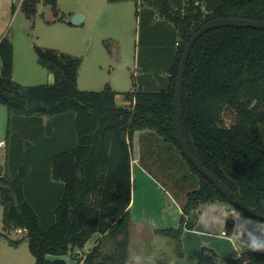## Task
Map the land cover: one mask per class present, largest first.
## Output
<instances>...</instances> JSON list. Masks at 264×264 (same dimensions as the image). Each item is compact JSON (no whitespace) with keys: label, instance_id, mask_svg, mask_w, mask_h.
Instances as JSON below:
<instances>
[{"label":"trees","instance_id":"obj_1","mask_svg":"<svg viewBox=\"0 0 264 264\" xmlns=\"http://www.w3.org/2000/svg\"><path fill=\"white\" fill-rule=\"evenodd\" d=\"M121 1L128 0H108ZM133 1L137 13H142L143 24L141 10L152 9L175 27L177 42L165 73L167 84L157 92L138 88L125 93V97L134 98L131 110L116 106L117 93L109 85L96 92L79 90L81 59L55 50L35 46L39 65L53 75V84L17 83L12 78L13 44L6 36L0 40V103L9 117L7 158L10 127L14 123L15 130L19 129L17 118L75 117V147L55 154L50 165V177L62 185V192L47 221L38 215V206L27 188L31 177L38 174L35 170L10 161L0 177V203L4 208L1 236L7 238L11 230H25L24 238L10 243L16 246L26 240L35 264H66L61 259L66 255H71L75 264H127L131 187L126 139L131 140L136 131L148 133L141 139V145L148 149L141 156L142 165L175 197L185 193L178 228L157 231L173 240L178 256L182 257V233L194 230L204 206L222 202L237 210L184 156L174 124L175 86L185 46L204 24L223 18L264 22V0ZM38 4V0L22 1L27 19L36 16ZM44 5L51 8L54 22H65L59 16L57 0H44ZM104 44L111 52L110 42ZM192 48L182 88L185 143L208 172L246 205L264 214V30L216 28L205 32ZM225 109L236 116L230 128L224 126ZM108 137L122 156L118 168L106 173L102 168L110 161ZM26 145L21 144L15 159L22 156L19 154ZM175 168L181 175L172 172ZM228 228L232 229L231 223ZM96 231L106 234L112 253L102 254V239L85 258H78L76 251L82 250ZM222 262L264 264V253L241 247L236 257Z\"/></svg>","mask_w":264,"mask_h":264},{"label":"crops","instance_id":"obj_2","mask_svg":"<svg viewBox=\"0 0 264 264\" xmlns=\"http://www.w3.org/2000/svg\"><path fill=\"white\" fill-rule=\"evenodd\" d=\"M17 1L18 0H0V14L2 15L0 19L1 17L5 18L8 9L11 10L12 15L17 13V8H19V6L16 5L18 3ZM22 1L23 0H21L20 7ZM124 3H133V0L115 3H110L108 0H101L95 3L93 7H91L93 9V14L96 12L97 15L95 17L93 16L94 21L93 24L90 25L97 29H105L106 35L101 37V42H103V44L108 40L117 45V47L111 49L109 53L114 58V64L125 69L124 72H122V77L116 75V71H119V69L115 71L113 67L108 77L102 75L105 60L102 59L103 56L101 57L97 54L92 57L95 68L92 69L89 74L96 72L98 75L97 79L94 80L96 81L94 82V86L101 84V87L99 89L95 88L96 90L103 89L106 85H109L110 88L117 93L115 96L116 106L131 110L135 102L134 98L125 97V93L138 88H141L144 92H157L161 87L167 84L165 73L170 67L173 59L175 43L177 42V31L171 23L160 18L152 9H140L143 12V21L146 30L141 43L139 42L141 44V49L139 48V53L137 52V48L135 49L138 56H134L132 64L128 62L123 63L118 53L120 51V47H118L120 46V40L114 35V31L111 33L107 32L117 25V20L119 21L120 19V7H123L121 5H124ZM88 19H90L89 11H81L73 15V23L71 25L80 27L84 25ZM5 24L6 23L0 24V40L5 36L3 30ZM90 45L92 46V44ZM91 46L88 53L89 55H92ZM16 62L15 55H13V70L16 68ZM28 66L30 68L28 70L26 66V70L28 74L31 75L33 73L32 70L36 71V68L35 66L31 67L30 63H28ZM130 67H133L135 70V72L132 73L133 75H130ZM13 72L14 71H12V74ZM5 111V134L3 138L0 137V166L3 167L2 173L7 170L8 164L6 133L9 117L7 109ZM74 118V116L67 114L58 118L42 117L41 119H16L18 127L29 125L33 129V131L28 133V138L26 140L28 145L33 142L30 137H38V141L40 142L38 144V161H35L36 159L33 158L31 164L35 167L32 170H35V172L37 171L38 174L28 184L27 188L30 190L33 185H38V194H32L31 200L37 204L38 215L45 221L48 220L62 192V185L54 182L50 177V165L55 154L64 149L75 147L77 141L74 132ZM55 129L60 130L59 137H56L57 135L53 133ZM146 133V131H136L131 140L128 138L126 139V145L130 155L131 187V200L128 209L129 241L127 264H131V257L133 255L142 256V252H140L139 249L146 247L148 243L152 242L153 244H151L155 247V244H159L157 239H170L157 234V231L178 228L183 212L181 211L182 202H178V199L173 195L170 189L162 186L151 176L152 174L148 173L147 169L141 163L143 152L140 148L142 146L140 145V141L144 138L143 135ZM107 139L109 140V154L111 155L108 165L102 168L106 173L109 172L112 167L114 169L118 168L119 160L122 156L119 147L112 139L109 137ZM26 151L27 150L23 153ZM23 153L19 155H23ZM145 163L149 164L150 162L147 161ZM234 210L236 209L222 202L204 206L200 212L194 230H185L182 233V257L173 252L172 255L170 254L171 256L165 258L166 261L162 264H223L222 259L236 257L238 250L243 245L234 247L230 242L232 229L230 230L228 228V223L232 224V221L230 219L228 220L227 217L231 215ZM225 220H227L226 227ZM96 223L100 225L101 221L97 219ZM228 231L230 232L228 233ZM12 232L21 234L22 238L25 237L26 233L25 230L22 229H16ZM105 235L106 234H101L99 231H96L89 239L92 242L89 244L88 241L82 250L76 251L75 254H78L77 257L85 258L93 247L102 239V254L112 253L111 241L109 242L106 240L104 238ZM159 247L160 246L157 248ZM48 258L50 260L55 259L53 256H49ZM65 258L64 256L61 257L63 260H65ZM160 259L161 257L152 261H154V264H159L158 261H160ZM71 261H73L72 264H75L76 260L71 256ZM35 262V260H33V262L29 260L28 263L35 264ZM65 262L67 261L65 260ZM68 263L69 262L66 264Z\"/></svg>","mask_w":264,"mask_h":264},{"label":"rangeland","instance_id":"obj_3","mask_svg":"<svg viewBox=\"0 0 264 264\" xmlns=\"http://www.w3.org/2000/svg\"><path fill=\"white\" fill-rule=\"evenodd\" d=\"M39 4L37 6V14L33 19H27L20 9L21 0H18L17 13L12 15L11 10L8 9L5 15V18L0 19V24L6 23L3 30L4 35L8 37L13 44V55H15L16 68L13 70L12 78L17 83L24 86H37V85H51L53 84V75L50 74L47 69L39 65L38 58L35 52V46L40 49L55 50L59 54H63L70 57H77L81 59V65L78 70V89L84 91H99L101 84L94 86V81L97 79V73L89 74V72L95 68V63H93V58L96 54L103 56L104 59V68L103 73L105 77H108L112 67L116 71V75L122 77V72L125 69L123 67H118L113 62V57L110 55L108 49L105 47V44L101 42V37L106 35L105 29H97L93 24V16L95 17L97 13L93 14L92 7L95 3L100 2L101 0H57V6L59 10V16H63L65 22L55 21L54 17L50 11L51 8L44 5V0H38ZM135 1L133 3H124L120 7L119 15L120 19L117 20V25L114 28L110 29L111 33L114 31V35L120 40V51L119 56L122 58V62H128L132 64L134 56L139 53V48L141 49V40L145 34V25L142 23V13H137L135 8ZM133 4V5H132ZM92 6V7H91ZM88 10L90 19L82 26H73V15ZM2 12V11H1ZM13 12V11H12ZM103 12V10H102ZM0 16H2L0 14ZM108 41V40H107ZM92 42V43H91ZM110 42V49L116 48L115 43ZM140 42V43H139ZM92 44V46L90 45ZM90 46L92 48V55H89ZM137 48V52L136 49ZM141 53V50H140ZM143 54V51H142ZM141 54V55H142ZM27 60V61H26ZM1 59H0V77H1ZM28 63L31 67L35 66L36 71L32 70V74H28L26 66L29 70ZM128 72V71H127ZM130 75L135 72L133 67H130ZM133 75V74H132ZM96 88V89H95ZM95 89V90H94ZM102 89V88H101ZM100 89V90H101ZM5 107L0 103V137H4L5 134V120H6V111ZM3 111V112H2ZM5 115V116H4ZM224 126L230 128L236 122V116L234 112L230 109H225L223 113ZM15 122V121H14ZM11 135L9 139L8 147V164L10 161L17 163L23 166H27L32 170L33 167L32 160L33 158L38 161V137H30L32 141L29 145L27 144L28 133L33 131L29 125L20 126L18 130H15L14 123L10 127ZM53 133L56 134V137L60 136V130L55 129ZM21 134V135H20ZM146 133L145 135H147ZM143 135V136H145ZM24 143L26 146L22 151L30 150L29 152L22 155L20 158H14L19 150L21 149V144L17 142ZM154 145V143H152ZM20 145V147H19ZM141 145V141H140ZM142 152L146 154L148 150L144 146L140 147ZM157 148V147H156ZM154 148V150H158ZM154 151V152H156ZM153 159H158L154 157ZM33 171V170H32ZM148 171V170H147ZM179 169H174L172 172L175 175H181ZM37 172V171H36ZM149 174L155 175L152 172ZM158 175V174H157ZM37 175H35L36 177ZM34 178V177H33ZM31 177L30 181L33 179ZM29 181V182H30ZM32 194H38V185H33L30 188ZM185 193L181 192L178 194V202H185ZM3 206L0 203V264H30L29 260H35L31 255L28 244L26 240L18 243V245H12L10 241H17L22 238L21 234H16L11 230L7 233V238L1 236L3 231ZM92 241L89 240V244ZM158 245L155 244V247L150 242L146 247L140 248L139 251L142 252V257L145 260V264L149 260H155L161 257L159 264H162L166 261L165 258L171 256L173 252L176 254V247L172 239H157ZM152 243V244H151ZM157 245V246H156ZM160 246L159 248H157ZM243 247V246H242ZM171 254V255H170ZM65 260L72 264L71 255H66Z\"/></svg>","mask_w":264,"mask_h":264},{"label":"water","instance_id":"obj_4","mask_svg":"<svg viewBox=\"0 0 264 264\" xmlns=\"http://www.w3.org/2000/svg\"><path fill=\"white\" fill-rule=\"evenodd\" d=\"M221 27H235V28H252L258 30H264V22L261 21H252L245 20L240 18H223L216 19L204 24L199 31H197L186 44L185 49L183 51V56L181 62L179 64L178 75L175 86V95H174V124L176 137L178 138L179 146L184 153V156L191 162V164L197 169V171L210 183H212L216 189L223 194L225 199L237 210H240L252 218L258 219L264 222V214L255 209L246 205L243 201H241L237 194H234L225 184H223L218 178H216L212 173L208 172L200 163V161L193 155L190 151L189 147L185 143V138L183 137L182 132V88L184 82V76L186 72V64L189 58V54L191 49H193L194 43L197 41L199 37H201L205 32L221 28ZM2 176V172L0 171V177Z\"/></svg>","mask_w":264,"mask_h":264},{"label":"clouds","instance_id":"obj_5","mask_svg":"<svg viewBox=\"0 0 264 264\" xmlns=\"http://www.w3.org/2000/svg\"><path fill=\"white\" fill-rule=\"evenodd\" d=\"M227 219L232 221L230 242L234 247L243 245L251 252L264 253V222L244 216L236 210ZM131 264H145V260L140 255H133ZM147 264H154V261L149 260Z\"/></svg>","mask_w":264,"mask_h":264},{"label":"built area","instance_id":"obj_6","mask_svg":"<svg viewBox=\"0 0 264 264\" xmlns=\"http://www.w3.org/2000/svg\"><path fill=\"white\" fill-rule=\"evenodd\" d=\"M223 234H225V233H223ZM76 262V261H75Z\"/></svg>","mask_w":264,"mask_h":264}]
</instances>
